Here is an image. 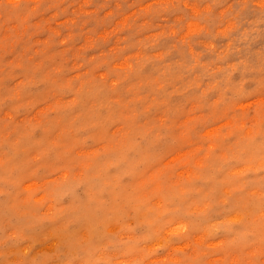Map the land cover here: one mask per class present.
<instances>
[{
    "label": "clouds",
    "instance_id": "1",
    "mask_svg": "<svg viewBox=\"0 0 264 264\" xmlns=\"http://www.w3.org/2000/svg\"><path fill=\"white\" fill-rule=\"evenodd\" d=\"M0 264H264V0H0Z\"/></svg>",
    "mask_w": 264,
    "mask_h": 264
}]
</instances>
